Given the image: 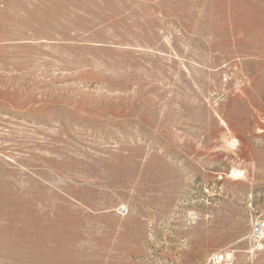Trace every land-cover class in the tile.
<instances>
[{
    "label": "rangeland",
    "instance_id": "1",
    "mask_svg": "<svg viewBox=\"0 0 264 264\" xmlns=\"http://www.w3.org/2000/svg\"><path fill=\"white\" fill-rule=\"evenodd\" d=\"M258 221L264 0H0V264H264Z\"/></svg>",
    "mask_w": 264,
    "mask_h": 264
},
{
    "label": "built area",
    "instance_id": "2",
    "mask_svg": "<svg viewBox=\"0 0 264 264\" xmlns=\"http://www.w3.org/2000/svg\"><path fill=\"white\" fill-rule=\"evenodd\" d=\"M251 237L255 241H261L264 238V221L256 222L251 230ZM208 264H237L234 256L229 251H220L213 253L208 260Z\"/></svg>",
    "mask_w": 264,
    "mask_h": 264
},
{
    "label": "bare ground",
    "instance_id": "3",
    "mask_svg": "<svg viewBox=\"0 0 264 264\" xmlns=\"http://www.w3.org/2000/svg\"><path fill=\"white\" fill-rule=\"evenodd\" d=\"M232 175H233L234 177H238V176H239V172L233 171V172H232Z\"/></svg>",
    "mask_w": 264,
    "mask_h": 264
}]
</instances>
